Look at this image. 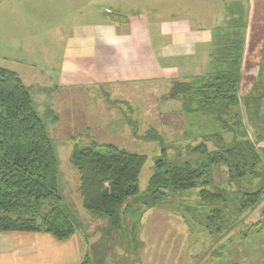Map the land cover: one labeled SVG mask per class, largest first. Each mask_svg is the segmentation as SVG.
Wrapping results in <instances>:
<instances>
[{"label": "crops", "instance_id": "1", "mask_svg": "<svg viewBox=\"0 0 264 264\" xmlns=\"http://www.w3.org/2000/svg\"><path fill=\"white\" fill-rule=\"evenodd\" d=\"M0 28L15 29L22 38L16 48L23 49V59L10 64L39 78L41 91H48L43 104L50 113L81 121L90 116L95 122V109L108 99L89 95L98 90L129 91L128 102L136 107L154 102L157 117L187 116L178 103L165 99L170 84L205 75L216 47L242 40V52L227 53H241L243 60L254 59L256 52L264 57V0H0ZM143 92L152 102L145 101ZM153 92L163 94V100ZM116 97L123 99L122 94ZM165 106H172L174 114L160 111ZM196 119L208 122L203 116ZM78 198L81 204L79 192ZM92 229L76 228L65 241L45 233H0V264L137 263L135 256L121 255V246L91 242L86 234ZM161 235L174 234L166 229ZM209 235L197 239L205 242L203 252L187 264H264V245H256V233L246 258L225 246L234 235L215 241ZM173 242L161 239V248L151 247L153 264H168V253L176 249ZM19 243L22 247L15 250ZM21 249L28 253L26 259L17 254Z\"/></svg>", "mask_w": 264, "mask_h": 264}, {"label": "trees", "instance_id": "2", "mask_svg": "<svg viewBox=\"0 0 264 264\" xmlns=\"http://www.w3.org/2000/svg\"><path fill=\"white\" fill-rule=\"evenodd\" d=\"M242 46L241 40L216 47L208 72L186 82L173 81L165 98L178 103L183 114L207 116L226 126L228 120L234 121L235 128L227 127L231 141L225 143L215 133L213 151H208L204 143L193 149L207 158L206 164L197 167L189 163L168 164L162 149L142 195L138 180L145 156L94 141L75 144L71 163L78 173V192L84 210L103 215L113 231L124 233L131 204L151 209L170 194L198 190L201 201L224 203L222 208L226 210L225 198L208 190L213 183L209 173L213 166L225 168L228 183L243 179L264 181V149L246 139L239 112L244 78L241 57L220 53L242 52ZM57 167L53 145L27 89L15 73L0 69V233H45L58 241L72 236L76 227L58 194ZM263 196L264 187L243 193L233 210L228 211L242 218ZM211 212V226L214 223L210 219L223 220L222 228L217 229L223 230L218 233L221 237L229 220L220 209Z\"/></svg>", "mask_w": 264, "mask_h": 264}, {"label": "rangeland", "instance_id": "3", "mask_svg": "<svg viewBox=\"0 0 264 264\" xmlns=\"http://www.w3.org/2000/svg\"><path fill=\"white\" fill-rule=\"evenodd\" d=\"M21 39L20 36L16 35L15 29L0 28V68L3 69L9 64L7 68L17 72L23 85L27 88L33 108L45 125L53 145L58 162V194L62 198L61 203L67 209L71 222L77 229L79 227L93 228L94 233L86 234L91 242L121 246L123 257L126 255L135 256L136 264H153L150 258L151 247L155 249L160 247L159 240L161 239L175 240L173 242L175 246L172 245V250L175 247L176 249L175 252L168 253V264H187L190 258L194 260L195 256H200L203 252L201 245L205 242H200L197 239L205 240L204 235L210 234L212 241H215L220 237L218 233H223V230L217 231V229L222 228L223 220L210 219L214 223L212 226L208 220L210 216L214 215L211 210L217 208L222 211L223 215L225 213L224 218L229 220L225 226L226 233L223 237L234 235L225 241V246L234 255L237 257L245 255L246 258L249 244L254 243V233H256V245H264V196L258 205L242 218H238L228 211L231 208L233 210L241 194L263 188L264 181L243 179L228 183L225 168L221 166H213L209 169L210 175L213 176V183L208 190L225 198L226 210L222 208L224 203L210 204L201 201L198 190L170 194L169 197L151 209H145L138 203L131 204L125 216L126 233L113 231L103 215L84 210L78 198V173L71 163V154L75 144L83 145L94 141L98 144L113 145L130 153L145 156L146 162L138 180L139 193L142 195L154 173V163L160 158L162 149L165 151L167 163L172 166H182L184 163H189L192 167H197L206 164L207 158L204 153L193 152V149L204 143L208 151H213L215 149L212 140L214 133L221 135L225 143H229L232 136L227 131V127L235 128L232 125L234 121L228 120V126H226L203 115L182 116L181 114V116L172 118L162 117L163 114H161L157 117L155 113L158 112V109L154 102L145 104V107L141 104H138V107L133 106L128 102L131 99L130 95H132L129 91L116 93L115 91L98 90L89 93V95L97 96L99 99L107 97L109 99L103 100V108L95 109V122H92L90 116L81 121L75 119L76 117L61 115L58 111L50 113L51 111L43 104V96L48 95V91L47 93L41 91L39 78L31 75V73L27 77L25 70L16 67V63L10 64L13 63L11 59L16 61L23 59V49L17 51L16 48L18 40ZM11 41L12 43H10ZM261 47L262 44L259 45L257 51H260ZM220 53L230 55L223 50H220ZM256 53L253 55L254 59L251 60H247V57L243 60L241 53L238 54L242 60L244 75L240 90L239 112L246 139L257 148L264 149V57ZM121 94L123 99L116 97ZM148 95L150 94L143 92L145 101L151 100L150 102H152L153 98L151 96L148 98ZM162 96L164 95L160 92H153V97L156 100L157 98L163 100ZM257 99L259 102H256ZM170 107L168 108L171 109L170 111L166 106L161 107L160 111L174 114L173 107ZM202 116L208 122L196 119ZM103 129L106 130L105 133ZM166 229L170 230V233L173 232L174 235H161ZM86 230L88 231V229ZM200 234L203 236L201 237ZM84 246L86 245L84 244ZM20 247L22 245L19 243V246L16 244L14 249L19 250ZM20 253L25 259L28 257L26 251L21 249L17 254ZM96 256L99 260V256L97 254ZM185 260L187 262H184ZM85 261L87 264V259Z\"/></svg>", "mask_w": 264, "mask_h": 264}]
</instances>
